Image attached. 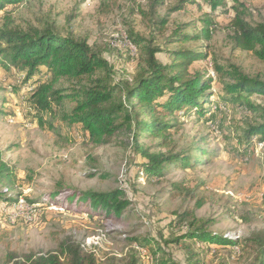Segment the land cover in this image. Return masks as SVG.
Instances as JSON below:
<instances>
[{
    "label": "rangeland",
    "instance_id": "rangeland-1",
    "mask_svg": "<svg viewBox=\"0 0 264 264\" xmlns=\"http://www.w3.org/2000/svg\"><path fill=\"white\" fill-rule=\"evenodd\" d=\"M162 1L152 15V0H24L4 8L0 26L8 16L23 30L48 24L63 35L84 39L113 65L115 82L122 83L136 73L140 60L138 49L129 45L128 33L149 38L152 22L166 18V37L182 27L185 34L197 39L168 49H190L206 56L194 62L191 70L211 81L212 106L223 95L213 60L226 69L233 66L264 80V64L253 54L233 48L230 27L233 7L243 9L251 25L263 22L264 0H224L222 8L227 13L223 15L212 13L200 0H188L179 11L173 10L179 0ZM204 18L212 22L207 27L208 40L203 39ZM165 36L155 35L153 45H161ZM157 58L168 61L164 54ZM23 77L15 68H0V150L3 159L15 168L17 193L23 196L0 207L11 210L22 199L33 206L28 213L30 220H10L9 211H0V232L7 236L4 242L19 258L80 246L93 255L96 264H126L131 256L140 264H158L162 257L156 251L158 245L147 250L140 241L160 234L162 239L171 240L187 231L192 222L194 228L206 223L207 230L230 240L264 231V142L253 138L243 149L245 123L254 120L244 107L220 105L210 122L198 121L195 116L179 117L178 132L172 135L178 149L193 152L203 148L206 155L194 171L169 169L155 177L140 170L128 132L117 133L108 144L94 147L78 125H67L49 113H41L39 122L40 116L27 100L48 77L42 72L22 83ZM56 87L70 89L72 85L62 81ZM250 101L263 104L264 97L252 95ZM72 107L65 102L63 110L69 112ZM143 142L157 150L154 142ZM118 190L130 205L117 217L96 215L88 205L78 203L77 197L67 202L76 193ZM180 216L184 219L179 220ZM171 220L175 221L173 226ZM234 251L238 253V248ZM5 255L4 244H0V263ZM206 255L209 263L219 258L225 264H249L236 255L227 256L226 251Z\"/></svg>",
    "mask_w": 264,
    "mask_h": 264
},
{
    "label": "trees",
    "instance_id": "trees-1",
    "mask_svg": "<svg viewBox=\"0 0 264 264\" xmlns=\"http://www.w3.org/2000/svg\"><path fill=\"white\" fill-rule=\"evenodd\" d=\"M22 1L0 0V13L5 7ZM187 1L179 0L173 10H181ZM200 1L216 15L227 13L222 8L224 0ZM163 3L162 0H152V15ZM232 11L233 48L253 54L264 64V21L251 25L243 9L233 7ZM201 23L205 29L203 39L208 40L207 27L212 22L204 18ZM166 24V18L154 20L149 38L133 31L128 33L129 45L140 53L138 70L130 80L116 83L113 65L86 40L63 35L48 24L28 26L23 30L15 27L12 19L5 16L0 26V68L5 71L15 68L24 73L22 83L46 73L47 80L29 94L27 102L30 108L37 116L49 113L60 117L67 125L80 126L90 145H106L115 134L128 132L132 138V153L140 159L138 166L148 176L161 177L169 169L194 171L206 155L203 148L193 152L178 149L172 135L178 132L179 117L195 116L198 121L210 122L215 120L214 113L220 110V105L244 107L245 113L254 120L245 123L243 149H247L253 138L264 142V103L250 101L252 95L264 97V80L246 75L233 66L226 69L213 60L216 81L222 86L223 95L212 106L210 101L215 96L210 92L211 81L191 70L194 62L206 59V56L190 49H168L171 45L197 39L185 34L182 27L166 37ZM155 35L165 36L161 45H153ZM158 54H164L168 61L161 62ZM62 81L72 87H56ZM65 102L73 104L69 112L63 110ZM37 120L40 122L41 116ZM144 139L154 142L153 148L157 150H152L143 142ZM18 187L15 168L3 159L0 150V205L14 203L23 197L17 193ZM122 196L120 190L105 193L86 191L71 195L67 202L77 197L78 203L88 205V210L96 215L117 217L130 205L129 201L121 199ZM200 206L201 203L197 205ZM181 219L184 217L180 216ZM174 223L171 220L172 226ZM193 226L194 222L190 223L187 231L171 240L164 239L165 236L162 239V234L142 239L140 246L148 250L157 244L156 251L162 254L158 264H225L219 262V258L210 263L206 261V254L218 255L221 251L228 252L227 256L231 258L236 255L240 261L248 260L249 264H264V231L251 232L242 240H230L207 230L206 223ZM6 238V234L0 232V244H4L6 251L0 264H96L93 255L83 252L80 246L61 247L58 252L19 258L18 254L10 251V244L4 242ZM184 241L190 243L180 245ZM235 248H238V253H235ZM156 251L151 252V257H155ZM126 264L140 263L131 256Z\"/></svg>",
    "mask_w": 264,
    "mask_h": 264
},
{
    "label": "built area",
    "instance_id": "built-area-1",
    "mask_svg": "<svg viewBox=\"0 0 264 264\" xmlns=\"http://www.w3.org/2000/svg\"><path fill=\"white\" fill-rule=\"evenodd\" d=\"M10 119L13 120L12 118ZM31 207L33 206H28L27 203H25V200L22 199L20 206L14 207L11 210H4V207H0V211H9L10 216H13L14 218H20L21 220H27L28 212L31 211Z\"/></svg>",
    "mask_w": 264,
    "mask_h": 264
},
{
    "label": "bare ground",
    "instance_id": "bare-ground-1",
    "mask_svg": "<svg viewBox=\"0 0 264 264\" xmlns=\"http://www.w3.org/2000/svg\"><path fill=\"white\" fill-rule=\"evenodd\" d=\"M131 47H132V46H131ZM132 48H133V47H132ZM17 204H18V206H20V205H21V201L18 202ZM17 204H16V205H17ZM16 207H17V206H16ZM31 208H32V207H31ZM31 212H32V210L29 211L28 213H31ZM8 218H9L10 220H12V219H15V220H16V219H17V218H14L13 216H10V214H9ZM28 220H30V218H28Z\"/></svg>",
    "mask_w": 264,
    "mask_h": 264
}]
</instances>
